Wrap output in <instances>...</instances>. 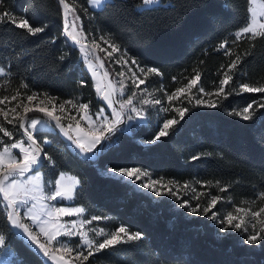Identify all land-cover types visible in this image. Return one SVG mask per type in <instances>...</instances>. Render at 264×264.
I'll return each instance as SVG.
<instances>
[{
    "label": "trees",
    "instance_id": "trees-1",
    "mask_svg": "<svg viewBox=\"0 0 264 264\" xmlns=\"http://www.w3.org/2000/svg\"><path fill=\"white\" fill-rule=\"evenodd\" d=\"M138 3L112 0L104 10L90 9L89 22L81 13L84 29L88 31L91 22L99 34L111 35L141 66L157 67L163 76L149 77V87L162 86L173 92L197 70L206 91H214L222 78L218 75L220 67L229 59L215 49L224 39L231 41L232 34L246 22L247 0H162L144 10L135 7ZM77 4L89 9L87 0H77ZM8 5L14 14L27 15L33 24L48 27L44 33L29 37L9 24H0V66L11 70L8 92L0 94H9L27 83L32 90L59 98L58 103L74 98L91 101V112L97 111L103 102L78 46L61 35L57 0H8ZM52 37H57L55 43ZM255 45L251 48L243 41L239 47L232 46L238 52L250 53L241 65L246 75L240 82L264 83V41ZM61 55L66 56L63 61L58 59ZM4 79L0 77V82ZM81 81L85 85L81 86ZM236 83L234 77L229 87ZM262 96L264 93L232 95L218 102L216 108L195 106L194 101L189 105L185 100L182 106L189 112L168 137L150 143L159 128L151 122L134 126L130 133L118 129L111 147L95 166L66 147L62 135L43 133V139L51 141L45 151L54 161L44 168L49 183L53 184L60 171L72 173L80 181L74 199L63 204L85 207L86 218L100 216L102 219L95 223L107 229L123 224L144 234L135 245L96 253L90 263L264 264V241L248 245L239 233L222 232L209 217L188 213L171 196H153L120 177L99 174L105 167H139L154 178L189 182L205 193L209 191L206 181L231 185L226 193H218L216 188L211 193L230 197L232 206L254 199L255 193L264 191V109L250 121L230 113ZM195 155L201 158L192 160ZM0 231L23 264H45L34 248L4 227L2 216Z\"/></svg>",
    "mask_w": 264,
    "mask_h": 264
},
{
    "label": "snow or ice",
    "instance_id": "snow-or-ice-1",
    "mask_svg": "<svg viewBox=\"0 0 264 264\" xmlns=\"http://www.w3.org/2000/svg\"><path fill=\"white\" fill-rule=\"evenodd\" d=\"M160 2L161 0H139L135 7L144 10ZM247 2L250 6L247 9L246 22L232 34L231 41L224 39L215 49L229 58L220 67L218 75L222 78L218 80L215 90L206 91L200 83L201 73L194 70V75L171 93L165 92L162 87L154 89L153 91L163 94L162 97H156L153 91H149L147 82L150 76H163L157 67L141 66L111 35L90 36L84 29L81 15L87 13L88 9L81 8L77 0H72V3L69 0H57L62 20L61 35L74 47L78 46L83 54V61L94 80L96 94L104 106L91 112V101L84 103L74 98L57 103L59 98L46 91L32 90L27 83L20 84L9 94H0V216L3 217L4 227L22 236L44 261L51 264H86L90 257L103 250H116L117 246L135 245L141 241L144 238L142 232L132 231L123 224L117 225L111 231H106L105 228L84 230L85 225L101 220L100 216L64 220L65 217H79L86 212L85 207L62 206L65 200L74 199L80 181L76 180L68 187L62 183L64 176L60 174V178L46 190L41 170L48 164L54 165V161L45 151V146L51 141L43 139L42 134L62 135L66 147L73 149L95 166L103 152L111 147L107 142L117 132L119 125L126 120L145 122L148 108L159 106V110L164 113L176 114L163 120L162 126L154 134V139L150 141L155 144L161 138L168 137L174 126L185 118L189 112L188 107L182 106L185 100L189 105L194 101L195 106L216 108L218 102L232 95L264 93V83L240 82L246 75L241 65L250 53L238 52L232 47H239L241 42L247 41L251 48H255L256 41H264V4L259 5L258 12L255 7L257 0ZM87 3L94 9L104 10L108 0H87ZM0 24H9L29 37L44 33L48 27L47 24H33L27 15L14 14L8 0H0ZM51 39L55 43L57 37ZM65 58V55L58 57L61 61ZM106 61L118 65L119 71L113 69L110 72L106 69ZM100 70H103L102 75ZM113 75L114 79H109ZM10 76V68L0 66V77H5L0 82V93L8 92ZM234 77L237 80L236 86L229 87ZM83 85L85 81H81V86ZM142 85L145 87H141ZM213 96L216 97L215 100L211 99ZM203 97L209 99L205 100ZM164 100L167 101V107L163 106ZM176 104L181 106H175ZM106 108L111 111L106 112ZM260 109H264V96L233 109L230 114L250 121ZM71 110H75V114ZM65 118L71 122L65 124ZM8 126H12L11 129ZM15 132H19L20 138H15ZM200 158L195 155L192 160ZM99 174L126 178L128 184L140 190H148L158 197L171 196L179 200V206L191 214L218 221L224 231L234 229L246 234L245 242L248 245L264 241V191L255 193L254 199L232 206L230 197L211 193L212 188L218 189V193H226L231 187L221 185L219 181L214 184L206 181L209 191L205 193L198 191L189 182L180 184L179 181L171 179L165 181L163 177L154 178L152 173L139 167H105L99 170ZM195 184L201 182L195 181ZM181 191L190 193V200L182 199L179 195ZM191 201H196L195 205ZM222 202H227L233 210L223 215L219 210L213 211ZM258 202L260 206L256 207ZM89 231L93 233L92 236ZM72 237L79 238L75 247L62 239ZM96 237L102 239L97 240ZM6 240L5 233L0 231V264H23L16 258Z\"/></svg>",
    "mask_w": 264,
    "mask_h": 264
},
{
    "label": "rangeland",
    "instance_id": "rangeland-1",
    "mask_svg": "<svg viewBox=\"0 0 264 264\" xmlns=\"http://www.w3.org/2000/svg\"><path fill=\"white\" fill-rule=\"evenodd\" d=\"M110 1H112V0H108V2H110ZM70 3V2H69ZM72 3V2H71ZM162 3V0H161V2H160V4ZM261 4H264V0H257V3H256V5H255V7L257 8V11L259 12L260 11V7H259V5H261ZM159 5V4H158ZM156 6V5H155ZM250 6V5H249ZM88 7H89V9H88V11H87V13H83V15L85 16V20L87 21V22H89V21H91L92 19V15H91V13H90V9L91 10H99V8H92V6L90 5V4H88ZM153 7V6H152ZM86 30V29H85ZM86 32L87 33H89V35L91 36V35H94V36H96V37H99V36H101L102 34H99L94 28H93V25H92V23L90 22V24H89V29H88V31L86 30ZM82 54V53H81ZM101 55H103V54H101ZM82 57H83V54H82ZM98 63V62H97ZM85 68H86V64H85ZM105 68L106 69H108L110 72H113V69H115V71H119V66L118 65H114V64H112V63H110V62H107L106 61V63H105ZM87 69V68H86ZM88 71V70H87ZM101 71V70H100ZM89 72V71H88ZM89 74H90V76H91V73L89 72ZM101 75H102V71H101ZM151 77V76H150ZM110 78L111 79H114V75L113 76H110ZM93 82H94V80H93ZM147 86H148V84H147ZM141 87H145V85H142ZM149 87V86H148ZM162 87V86H161ZM160 87V88H161ZM163 89H164V91L165 92H168V93H171V92H169L167 89H165L164 87H162ZM154 89H157V88H153V87H149V91H153ZM159 89V88H158ZM193 92H195V89L193 90ZM125 95H127V93L125 94ZM153 95H155L156 97H162V93L160 92V91H153ZM205 100H207V99H209L208 97H203ZM58 103V102H57ZM102 106H104V104L102 105ZM101 106V107H102ZM163 106H165V107H167L168 105H167V101L166 100H164V103H163ZM175 106H181V105H179V104H176ZM69 106H66V108H68ZM106 110V112H110L111 110L110 109H105ZM91 111V110H90ZM71 112H72V114H75V110H71ZM57 114L59 115L60 113L59 112H57ZM173 114H175L174 112H169V113H164L163 111H161V110H159V106H157L156 108H148L147 109V111H146V116H147V120L145 121V122H138V121H125V123H123L118 129L119 130H122V131H125V132H128V133H130L131 132V130H132V128L134 127V126H136V125H138V124H146V123H154L156 126H162V123H163V120L164 119H166V118H171L170 116H172ZM77 119H79V116H77ZM65 124H67V123H69V122H71L70 121V119H68V118H65L64 119V121H63ZM82 124L84 123L83 121L81 122ZM6 140V139H5ZM112 142V139L110 140V141H108L107 143L108 144H110ZM71 150H73V149H71ZM74 151V150H73ZM42 171V176H43V181H44V184H45V187H46V190L47 189H49V188H51L52 187V184L51 183H49V181H48V179H47V176H46V172H45V170L44 169H42L41 170ZM60 174H63V176H64V179H63V181H62V183L64 184V185H66V186H68V187H71L72 185H73V183H74V181H76V180H78L79 181V179L75 176V175H73L72 173H69V172H66V171H60L59 173H58V175H57V178L55 179V180H57V179H59L60 178ZM117 177H119V176H117ZM125 181H127L126 180V178H123ZM54 180V181H55ZM54 181H53V183H54ZM77 187H78V185H77ZM138 189V188H137ZM142 191H144V192H146V193H149V194H151V195H153V196H155V194H153V193H151V192H149L148 190H142ZM179 195H180V197L181 198H188V200H190V193L189 194H185L183 191H181L180 193H179ZM202 200H203V198H202ZM172 201L174 202V203H176V204H180V201L179 200H177V199H174L173 197H172ZM65 203H70V201H68V200H65L64 201ZM192 202H196V201H191V203ZM62 206H68V207H83V206H81V205H69V204H63ZM235 206V205H234ZM246 206V205H245ZM260 206V203L258 202V204L256 205V207H259ZM186 210V209H185ZM217 210H219V212H220V214L221 215H223V214H225L227 211H230V210H233L232 209V207L231 208H229V206H228V203H227V205H225L224 203H221V204H218L217 205V208L216 209H213V211H217ZM187 211V210H186ZM188 212V211H187ZM188 213H190V212H188ZM209 215H211V214H209ZM69 219H76V220H81V219H87L86 218V216H85V213L82 215V216H79V217H72V218H68V217H65L64 218V220L65 221H67V220H69ZM213 221V220H212ZM95 222H98V221H93V223L91 224V225H85L84 226V230H90L91 228H97V229H99V228H105V227H102V226H100V225H97ZM214 222V224H217V226L219 225V227L221 228V230H222V232H228V231H235V232H237L236 230H234V229H228V231H224L223 229H222V226L218 223V221H213ZM105 230L106 231H111L110 229H107V228H105ZM237 233H239L244 239H246V234H243V233H240V232H237ZM89 235L90 236H92L93 235V233L91 232V231H89ZM62 239H65L66 240V242H68V243H70L73 247H75L76 246V241L79 239L78 237H72V238H62ZM96 239L97 240H99V239H102L101 237H96ZM13 251V250H12ZM92 258L93 257H90L89 258V261L88 262H86V264H94V263H90V262H93L92 261ZM49 264H51V262H49Z\"/></svg>",
    "mask_w": 264,
    "mask_h": 264
},
{
    "label": "water",
    "instance_id": "water-1",
    "mask_svg": "<svg viewBox=\"0 0 264 264\" xmlns=\"http://www.w3.org/2000/svg\"><path fill=\"white\" fill-rule=\"evenodd\" d=\"M68 43H70V44H72L70 41H68ZM102 71V73H103V70H101ZM109 79H111L110 77H109ZM42 115V114H41ZM122 125V124H121ZM121 125H119V127L121 126ZM15 234V233H14ZM16 235V234H15ZM17 237H19V238H22L23 240H24V238L22 237V236H19V235H16ZM27 242V241H26ZM44 263L45 264H49V262H47V261H44Z\"/></svg>",
    "mask_w": 264,
    "mask_h": 264
},
{
    "label": "built area",
    "instance_id": "built-area-1",
    "mask_svg": "<svg viewBox=\"0 0 264 264\" xmlns=\"http://www.w3.org/2000/svg\"><path fill=\"white\" fill-rule=\"evenodd\" d=\"M16 138H20V137L18 136V137H16ZM48 165H53V164H48Z\"/></svg>",
    "mask_w": 264,
    "mask_h": 264
}]
</instances>
